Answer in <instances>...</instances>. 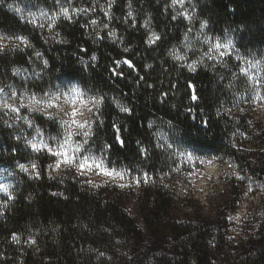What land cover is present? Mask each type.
Returning a JSON list of instances; mask_svg holds the SVG:
<instances>
[{
	"label": "trees",
	"instance_id": "1",
	"mask_svg": "<svg viewBox=\"0 0 264 264\" xmlns=\"http://www.w3.org/2000/svg\"><path fill=\"white\" fill-rule=\"evenodd\" d=\"M15 1L0 4V33L26 36L31 47L12 49L10 42L0 51V86L18 84L21 76L12 69L20 68L35 71L27 81L35 94L78 84L104 96L90 146L103 152L111 167L129 168L131 176L147 172L151 179L140 183L136 195L134 187L90 184L69 171L52 172L47 166L53 157L30 151L0 127V165L7 175L13 173L5 183L13 185L14 195L0 216V264H264V125L251 122L252 96L234 91L229 71H189L172 59L169 51L183 43L188 25L183 18L172 19L168 0H131L134 26L127 17L129 0H113L110 20L100 9L108 0H85L86 9L94 11L60 19L51 29L66 43L47 39L44 31L9 11ZM197 14L208 21L212 35L229 32L239 52L264 58V0H200ZM92 19L97 25L90 24ZM145 20L161 36L152 46L146 43ZM112 29L116 41L108 36ZM125 47L130 51L125 53ZM93 54L96 61L90 59ZM123 59L135 67L117 68L114 61ZM113 68L123 75H113ZM116 101L130 112L121 113ZM40 125L49 128L47 120ZM248 144L253 148H245ZM189 154L229 160L247 173L262 186L260 211L247 207L237 225L246 195L254 194L229 175L205 200L180 196L169 183L181 174L179 161ZM32 161L38 177L18 168ZM5 200L0 193V202ZM12 233L20 236L19 244ZM30 236L35 244L25 243Z\"/></svg>",
	"mask_w": 264,
	"mask_h": 264
},
{
	"label": "snow or ice",
	"instance_id": "2",
	"mask_svg": "<svg viewBox=\"0 0 264 264\" xmlns=\"http://www.w3.org/2000/svg\"><path fill=\"white\" fill-rule=\"evenodd\" d=\"M113 0H108L107 6L100 5L101 11H103L104 15L111 19V7H112ZM4 0H0V4H3ZM57 5H59L58 10L51 12L49 14L47 11H42L40 14L41 20L49 21L48 27L54 28L57 20L63 17L64 19L71 20L73 15L79 13H87L88 11H94L93 9H85V8H74L72 7V0H66V4H61V0H56ZM177 6L181 9L177 11ZM9 9H12L16 12H20L19 8H13L12 4L8 5ZM174 11V15L172 16L173 20H176L178 17H182L184 20L188 21L189 23L192 22L194 19V11L189 12L188 9L185 7V0H171L169 5ZM32 16V23L36 22L35 14L29 13ZM127 17L133 18V26L135 25V20L133 17V12L131 10V0H129V11L127 13ZM127 23V20H125ZM91 25H97V20L92 19L90 21ZM44 25L41 24L40 27ZM208 21L201 20L200 21V30L203 33V30L207 28ZM103 27L107 29L109 25L104 23ZM143 27L149 30V35L146 40V43L149 46L156 44L157 41L161 39V36L152 31L150 29V20H145L143 23ZM191 29H188L190 32ZM227 32V30H225ZM188 32L184 34V41L185 48L191 49L192 44L189 41ZM56 36H59V33H56ZM97 38L102 39L100 37V33H96ZM109 38L113 41L117 39V33L115 29H112L108 32ZM10 40L12 49H21V47H31V44L26 36L21 35H14V36H6L3 33H0V51H4L8 48L6 43L2 41ZM57 42L66 43L67 41L58 40ZM123 43V41H120ZM203 43L207 44V50L203 53L202 57L199 60H193L191 63H187L186 67L189 71H196V67L198 64L204 63V58L208 60H216L217 62L222 63L223 57L230 55L231 50L233 49V41L230 38H227L221 41L220 37H210L206 34H203ZM125 53L129 52L130 49L125 47L123 49ZM169 55L175 61H185L186 56L180 54L175 50H170ZM36 57H41L40 52L35 53ZM91 61H96L97 57L93 54L90 57ZM237 59H240L237 56ZM82 63H87V61H81ZM247 66L239 67V73L246 78L249 82L250 88L253 92V100L254 101H264V95L260 94L259 86L264 83V58L259 60H245L244 62ZM43 64L46 67L48 65V60H43ZM114 64L118 68L121 64L127 65L129 68H134L135 66L132 64L131 61L127 59L114 61ZM226 66V65H225ZM146 68H151L152 65L148 64L145 65ZM14 74H20V68H13L12 69ZM113 75H123L122 72H117L116 68L111 69ZM141 80L143 77L140 78ZM151 87V85H149ZM166 95V93L164 94ZM47 96V100L43 98H37L35 94L29 96L27 93H24L23 96L20 98L19 106L14 103H10V100L17 99V93L15 90H12L11 95L8 96L4 93V89L0 88V110H7L5 114L8 112L16 113V119H23L24 122L29 126L33 127V121L29 119L27 116L21 117L19 115L20 109L25 108L28 112H38L42 113L45 116H49L50 118H55V114L49 112V109L53 108H60V104L58 103L62 98L64 99L65 103H70L72 105V111L70 113H65V115L69 116L67 120H60V128L63 130L56 136H50L48 139L44 138V133L42 130L37 127L36 133L40 137L39 140L33 139H26L27 145L35 152H46L49 156L54 158V162L49 164L47 167L56 172L61 169L62 166L64 167H72L75 168L81 175L84 172L92 171L95 172L97 175H103L118 183V186L125 187L128 185L120 184L119 181H124L127 177H129L131 173V169L129 168H114L109 166V162L107 161L106 157L104 156L103 152L99 155L92 152L89 141L93 136L92 125L95 121H88L85 120L84 122L78 121L76 116L79 114V109L76 107L77 104L87 106L91 105L88 108L89 112H92L93 109L96 110L97 116L96 119H99L98 113L100 106L104 101V96L102 95H91L89 96L87 92L80 89L78 86L72 87L69 92H61L58 95L52 93H45ZM87 97V99H85ZM27 99V103L24 100ZM192 99L195 100L197 97L195 95L192 96ZM116 107L119 109L121 113H129L130 109L126 106L121 104L119 101H116ZM103 123V121H99ZM11 126V125H9ZM149 126L151 127V122H149ZM114 129H117V125H113ZM75 137H79L80 139H75ZM19 139V137H17ZM117 140L123 145V141L120 140V137L117 136ZM104 149H108L111 146L108 144H104ZM163 147V145H161ZM167 147L171 148L172 145L168 144ZM146 149H141V152H146ZM180 155H184L180 153ZM188 160H191V155L187 156ZM18 168L21 172L28 173L30 176H39V171L37 170V163L36 161H32L30 164L26 165L24 163L18 164ZM13 173L9 172L8 176H12ZM236 178L239 180H243L244 177L240 176L239 174H235ZM151 177L148 175L147 172H143L142 175H132L131 181L139 185L140 183H148ZM91 184L92 182L89 181ZM13 185L11 183H3L0 182V193H3L7 200L0 202V216L4 214V209L8 207V202L14 199V195L12 192ZM11 240L14 243H20V236L16 233H12ZM25 243L27 244H35L36 240L33 236H30ZM103 256V253H100Z\"/></svg>",
	"mask_w": 264,
	"mask_h": 264
},
{
	"label": "rangeland",
	"instance_id": "3",
	"mask_svg": "<svg viewBox=\"0 0 264 264\" xmlns=\"http://www.w3.org/2000/svg\"><path fill=\"white\" fill-rule=\"evenodd\" d=\"M169 4L171 3V0H168ZM200 0H185V7L188 9L189 12L194 11V19L191 23L187 22L188 29H191L190 32H188L189 41L192 44L191 49L185 48V41L183 40V43L175 48V51L179 52L182 55L186 56L185 61H179L183 66L186 67L187 63H191L193 60H199L203 53L207 50L208 45L203 43V34H206L210 37L216 38L220 37L221 41L230 38L233 41V49L230 52V55H227L223 57V62H217L216 60H208L207 58H204L203 64H198L196 67V70L198 68H221L224 70L229 71L231 74H233L234 81H233V89L235 92H248L252 98V101H249V107L252 111V117L254 120H251L252 123H262L264 125V101H254L253 100V92L250 88L249 82L246 80L245 77H243L239 73V67L241 66H247L244 62L245 60H259L262 59L259 56H252L247 55L245 53L239 52L235 48V39L232 34L229 32L226 33L224 36H214L210 33L208 30V27L203 30V33H201L200 30V21L201 19L198 17V5ZM13 8H19L20 12H16L12 9H9L12 13L17 15L20 19H22L25 22H29L33 24L35 27L39 28L40 30L45 32V37L49 40L58 39L55 37V35L51 34V29L48 27L49 21L41 20L40 14L42 11H47L49 14L51 12L58 10L59 5H57L56 0H17L13 3ZM61 4H66V0H61ZM85 0H72V7L74 8H85ZM181 9L179 6H177V11H180ZM174 12V11H173ZM29 13L35 14L36 22L32 23V16L29 15ZM84 13H79L73 15V18L76 16H80ZM72 18V19H73ZM182 18V17H179ZM60 19H64L61 17ZM58 19V20H60ZM57 20V21H58ZM67 20V19H66ZM43 24V27H40V25ZM59 40V39H58ZM3 43H10V40L2 41ZM237 56L240 57V59H237ZM226 65V66H225ZM187 68V67H186ZM35 71H28V72H22L19 74L21 78L18 81V84L12 85V84H6L0 86V88L4 89V93H6L8 96L11 95L12 90H15L17 93V99L10 100V103H14L17 106H19L20 98L23 96L24 93H27L29 96L32 94H35L32 92L28 86L27 81L32 77L35 76ZM74 86H78L80 89H82L78 84H74L70 86V89ZM69 89V90H70ZM260 94L264 95V83H262L259 86ZM67 91H59L55 94H59L61 92H69ZM83 90V89H82ZM87 94L89 96L93 95L91 93ZM37 98H43L44 100H47V96H41L38 94H35ZM87 99V97L85 98ZM25 103H27V99L24 100ZM60 108H53L49 109V112H52L55 114V118H50L49 116H45L42 113L38 112H28L27 109L21 108L19 115L21 117L27 116L29 119L33 121L34 126L29 127L23 119H16V113L8 112L5 114L7 110H0V127L4 130V132L11 133V135L17 140L22 141L23 144L30 150L33 151L26 143V139H33L39 140L40 137L36 133V128L39 127L42 132L44 133V138L48 139L50 136H56L59 133H61L63 130L60 128V120H67L69 119V116L65 115V113H70L72 111V105L70 103H65L64 99L62 98L59 102ZM76 107L79 109V114L76 116V119L78 121L84 122L85 120L88 121H95L96 123V116L97 112L95 109H93L92 112L88 111V108L91 107V105L83 106L77 104ZM42 119L47 120L49 122V128L47 130L42 129ZM95 123L92 125V130L94 128ZM11 125V126H9ZM19 137V139H17ZM75 139H80L79 137H75ZM90 146V141H89ZM91 150L95 154H100L101 152L94 148L93 146H90ZM247 149L253 148L252 145L248 144ZM35 152V151H33ZM38 153H46V152H38ZM47 154V153H46ZM190 155V154H189ZM105 156V155H104ZM188 155H185L182 160L179 161L181 170V174H177L175 178V181L173 183H169V185L177 190V193L180 196H195L201 200H205V196L207 194H212L211 191L220 184V178L223 175H229L230 178H236L235 174H239L240 176H243L244 179L240 180V182L244 185V188L246 192H251L254 195H246L245 202L242 204V206L239 209L238 213V219H237V225L240 224V219L245 216V212L247 210V207L251 206V208L254 209L255 212H259L260 207V200L259 197H257V194H262V189L259 184L254 182L251 177L247 173H242L238 171L235 166L229 161V160H222L219 158L214 159H200L191 154L192 159H187ZM111 167V165L109 164ZM6 168H4L2 165H0V182L5 183L6 178L8 177L6 173ZM69 171L73 174H75L78 178L84 179L86 182L89 183V181L92 182V184H108L111 186H117L119 188H135L136 195L140 192V184L137 185L136 183L131 181V175L127 177L124 181H119L120 184H125L128 186L120 187L118 186V183L115 181H112L106 176L103 175H97L95 172L87 171L84 172L83 175H81L75 168L72 167H64L62 166L60 170L56 172H65ZM53 172V171H52ZM237 179V178H236ZM239 180V179H237ZM221 189V187H220ZM138 193V194H137ZM235 230V232H234ZM239 232V229L236 227L233 229V237H235L236 241H238V238L236 237L237 233Z\"/></svg>",
	"mask_w": 264,
	"mask_h": 264
}]
</instances>
